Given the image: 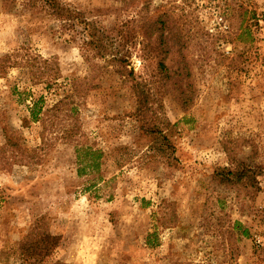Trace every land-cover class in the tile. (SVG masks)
Segmentation results:
<instances>
[{"label":"rangeland","instance_id":"rangeland-1","mask_svg":"<svg viewBox=\"0 0 264 264\" xmlns=\"http://www.w3.org/2000/svg\"><path fill=\"white\" fill-rule=\"evenodd\" d=\"M61 1L108 26L137 11L144 23L174 25L186 49L167 63L180 67L188 101L157 87L152 106L171 144L160 152L111 58L85 60L60 20L0 0V264H264V0ZM130 50L128 68L154 79V54ZM52 75L58 86L47 87ZM71 93L73 124L102 152L97 190H82L85 160L78 174L74 146L49 142V113L43 122ZM239 161L258 188L213 178ZM49 232L58 238L50 256Z\"/></svg>","mask_w":264,"mask_h":264},{"label":"trees","instance_id":"trees-1","mask_svg":"<svg viewBox=\"0 0 264 264\" xmlns=\"http://www.w3.org/2000/svg\"><path fill=\"white\" fill-rule=\"evenodd\" d=\"M23 7L38 11H45L50 16L61 21L64 28L73 31L79 38V50L83 54L85 60L91 58H105L109 57L113 61V67L116 74L122 78L124 83H128L132 89L135 98V121H137L139 129L143 130L147 135L154 137L153 141L157 144V149L160 152H164L165 149L171 147L169 140V131L167 126L170 124L163 122L159 126L155 109L152 105L157 103V87L161 84L165 86L166 90L169 88L178 93L183 101H179L180 105L185 107L187 105V97L181 89L180 80L178 75L180 67L171 70L172 65H168L172 59L176 58L179 63L183 60L182 50L185 48V42L182 41L181 31L176 29L174 25L166 27L165 21L159 20L161 25L155 27L152 23H144L140 11L133 13L127 18L116 19L112 25L108 26L103 23L96 15L89 14L78 7L65 3L61 0H20ZM172 16V15H171ZM170 16V17H171ZM172 18V17H171ZM208 39H209V34ZM188 38V37H186ZM139 43L143 49L149 50L155 57V68L157 76L154 79L139 80L133 73L132 68L129 67V58L131 55V48L133 44ZM132 45V46H131ZM206 47V46H205ZM45 63V61H44ZM174 64V62H172ZM4 66V65H2ZM182 68V67H181ZM42 73L38 76L42 77ZM188 75V70H186ZM58 75H52L46 77L43 81L50 86L51 83L58 86L56 83ZM40 82L41 79H36ZM55 81V82H54ZM71 85V83L69 84ZM73 94L65 95L63 98L57 99V101L49 107L42 115H46L43 118L45 122L49 113V142L59 139L64 143H71L74 146L76 152V164L77 173L82 174L84 171L88 175H92L87 181L88 185L82 190H97L99 188L98 182L102 180L101 176L97 175L98 170V158L102 156V152L92 146L84 143L83 135L80 133L79 126L73 124V113L76 111L77 106L73 99ZM41 99H35L32 105L29 107L30 116L33 120H38V114L41 112L40 103ZM71 117V122L63 119V117ZM41 118V117H40ZM45 120V121H44ZM47 126V125H46ZM165 147V148H164ZM85 160V165L80 171L81 160ZM87 168V169H86ZM213 178L221 184L226 186H247L258 188L254 171L245 167L239 162L233 164V167H222L213 172ZM93 188V189H92ZM244 235H247L246 230L243 231ZM43 239H49V256L52 253L54 247L58 243L57 235L51 234L43 235ZM37 241V242H36ZM33 241L31 245H25L23 249L28 252L39 240ZM44 247V251L46 249ZM38 256L43 255V252L36 253ZM32 255V253H27Z\"/></svg>","mask_w":264,"mask_h":264}]
</instances>
